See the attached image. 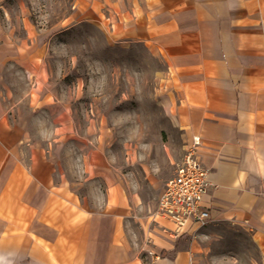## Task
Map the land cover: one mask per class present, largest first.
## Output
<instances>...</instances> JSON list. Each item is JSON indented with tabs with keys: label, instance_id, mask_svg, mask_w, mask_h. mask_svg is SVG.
I'll return each mask as SVG.
<instances>
[{
	"label": "crops",
	"instance_id": "obj_1",
	"mask_svg": "<svg viewBox=\"0 0 264 264\" xmlns=\"http://www.w3.org/2000/svg\"><path fill=\"white\" fill-rule=\"evenodd\" d=\"M90 1L86 15L109 25L111 41L145 43L165 57L172 78L162 105L185 151L193 137L201 140L206 227L247 231L264 264V0ZM103 2L112 6L108 16ZM17 57L2 45L0 71ZM42 84L36 77L30 95L40 98ZM2 100L0 93V264H200L206 227L191 223L177 233L157 213L165 187L148 208L121 178L98 172L104 162L95 152L88 193L79 194L58 181L46 149L24 148L23 127Z\"/></svg>",
	"mask_w": 264,
	"mask_h": 264
},
{
	"label": "rangeland",
	"instance_id": "obj_2",
	"mask_svg": "<svg viewBox=\"0 0 264 264\" xmlns=\"http://www.w3.org/2000/svg\"><path fill=\"white\" fill-rule=\"evenodd\" d=\"M90 2L0 0V47L18 51L0 71L2 103L23 127L24 148L43 147L58 165V181L87 194V163L99 152L98 172L121 178L152 208L188 145L162 105L171 88L168 62L145 43L111 41L109 22L103 28L86 15ZM99 9L108 16L112 6L103 2ZM36 77L40 98L30 95ZM152 174L162 178L153 186ZM203 231L200 264H261L242 228L217 224Z\"/></svg>",
	"mask_w": 264,
	"mask_h": 264
},
{
	"label": "built area",
	"instance_id": "obj_3",
	"mask_svg": "<svg viewBox=\"0 0 264 264\" xmlns=\"http://www.w3.org/2000/svg\"><path fill=\"white\" fill-rule=\"evenodd\" d=\"M200 143L198 136L193 137L158 202L157 213L171 221L177 233L191 223L206 227L212 219L210 212L203 206L210 182L208 170L198 158Z\"/></svg>",
	"mask_w": 264,
	"mask_h": 264
}]
</instances>
